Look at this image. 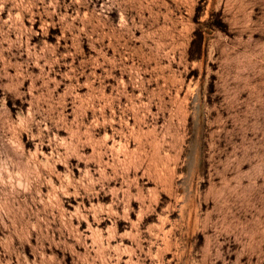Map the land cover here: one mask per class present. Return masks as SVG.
<instances>
[{
    "label": "rangeland",
    "instance_id": "rangeland-1",
    "mask_svg": "<svg viewBox=\"0 0 264 264\" xmlns=\"http://www.w3.org/2000/svg\"><path fill=\"white\" fill-rule=\"evenodd\" d=\"M0 264H264V0H0Z\"/></svg>",
    "mask_w": 264,
    "mask_h": 264
}]
</instances>
